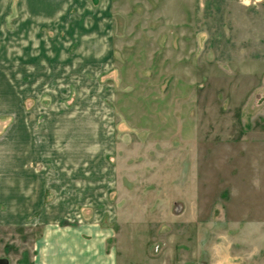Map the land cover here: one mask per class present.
<instances>
[{
  "label": "rangeland",
  "instance_id": "rangeland-1",
  "mask_svg": "<svg viewBox=\"0 0 264 264\" xmlns=\"http://www.w3.org/2000/svg\"><path fill=\"white\" fill-rule=\"evenodd\" d=\"M93 2L37 40L0 2V258L95 224L122 264H264V0Z\"/></svg>",
  "mask_w": 264,
  "mask_h": 264
},
{
  "label": "crops",
  "instance_id": "crops-1",
  "mask_svg": "<svg viewBox=\"0 0 264 264\" xmlns=\"http://www.w3.org/2000/svg\"><path fill=\"white\" fill-rule=\"evenodd\" d=\"M89 1H91L90 4ZM93 3V0H19L18 14L20 16L28 15L31 17L32 24L35 23L37 26L28 29V19L23 18V21L21 18L20 27L23 31H21L20 38L27 39L28 36L23 35V32L30 30L38 32L35 39L37 40L39 32L45 31V28L41 26L70 24L76 16L83 19L85 14L88 15V12H92L89 14L96 12V6ZM9 10L8 12L0 11V15L11 14V9ZM100 13L101 11L99 15H102ZM46 28L53 30L50 27ZM58 29L65 30L66 28L58 27ZM1 212L2 208L0 207ZM111 234L108 229L95 224L72 227L48 226L43 230L39 240L34 264H122L119 247H108V239ZM221 247L227 251L229 245L224 243L221 244ZM232 255L231 252L224 256L218 253L214 256V264H221L223 260L224 264H228Z\"/></svg>",
  "mask_w": 264,
  "mask_h": 264
},
{
  "label": "water",
  "instance_id": "water-1",
  "mask_svg": "<svg viewBox=\"0 0 264 264\" xmlns=\"http://www.w3.org/2000/svg\"><path fill=\"white\" fill-rule=\"evenodd\" d=\"M0 264H9V261L6 258H0Z\"/></svg>",
  "mask_w": 264,
  "mask_h": 264
}]
</instances>
